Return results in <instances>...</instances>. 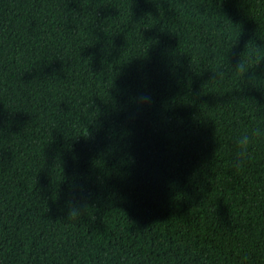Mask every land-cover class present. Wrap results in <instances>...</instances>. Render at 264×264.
<instances>
[{"label":"trees","instance_id":"obj_1","mask_svg":"<svg viewBox=\"0 0 264 264\" xmlns=\"http://www.w3.org/2000/svg\"><path fill=\"white\" fill-rule=\"evenodd\" d=\"M246 44L264 0H0V264H264Z\"/></svg>","mask_w":264,"mask_h":264},{"label":"clouds","instance_id":"obj_2","mask_svg":"<svg viewBox=\"0 0 264 264\" xmlns=\"http://www.w3.org/2000/svg\"><path fill=\"white\" fill-rule=\"evenodd\" d=\"M249 45L250 44H246V46H245L246 50L242 54L239 55L238 61L235 65V67L233 68V71L238 73L240 75L241 79L246 74L251 72V70L254 67H259V62L261 60H264V59H261L259 61L254 62V63H251V64L249 61L245 60L244 54L247 51ZM222 75L223 74L221 72V76ZM140 101H141V103L150 104L151 98L148 96H144V97L140 98ZM257 136H259L258 130H253L251 132H246L237 138V140H236L237 151H236V157H235V161H234V165L236 167H240V165L246 160V158L248 156L249 148Z\"/></svg>","mask_w":264,"mask_h":264}]
</instances>
